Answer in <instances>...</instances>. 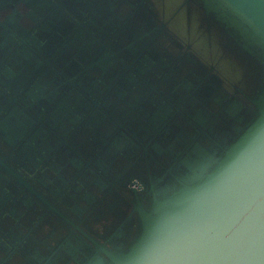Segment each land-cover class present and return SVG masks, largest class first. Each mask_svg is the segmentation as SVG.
<instances>
[{"label": "flooded vegetation", "instance_id": "1", "mask_svg": "<svg viewBox=\"0 0 264 264\" xmlns=\"http://www.w3.org/2000/svg\"><path fill=\"white\" fill-rule=\"evenodd\" d=\"M153 4L152 0H145L144 4L140 0H0V156L26 175L29 186L45 194H41V199L49 204L48 210L59 204L70 215L78 214L98 237L105 239L114 234L117 247L126 242L132 218L128 216L127 201L114 185H122L128 176L138 181L135 187L145 190L150 175L156 190L165 191L172 183L168 169L185 163L188 153L194 151L200 157L204 154L202 149H195L194 143L203 133L189 132L191 141L180 148L169 130L179 129L173 121L177 115H184L182 106L188 102L195 105V90L201 88L190 82L197 80V85L201 83L209 89L196 106L211 99L218 102L213 117L219 116L222 108L242 105L239 98L220 94L219 79L205 78V66L192 53L172 58L165 49L168 42L161 38L155 43V50L143 54V65L148 67L145 74L156 78L155 82L144 81L141 70L128 69L125 64L130 63L125 58L110 56L113 48L128 54L127 48L136 39L145 48L147 35L158 31ZM165 36L172 44L178 43L170 33ZM183 58L187 59L184 67L169 79L168 70L172 71ZM95 63H99L98 68ZM196 66L200 68L197 73ZM20 71L24 72L22 84L8 102L5 89ZM139 80L150 87H141ZM110 87L119 89L121 98L115 94L110 99L106 94ZM141 98L146 101L142 107ZM95 103L105 104L107 111L103 133L94 128L91 131L97 139L104 140L102 148L87 131L88 126L80 133L83 125L89 123ZM240 109L246 113V109ZM188 112L195 114L192 108ZM196 112L200 114L199 110ZM132 119L133 135L124 134L125 145L119 148L114 139ZM194 120L200 129L208 125L202 116ZM73 136H78L79 149L67 147L68 138ZM131 136L143 142L146 151ZM130 145L135 148L127 149ZM213 153L204 154L201 162ZM118 157L121 160L115 178L109 179L98 171L97 168L109 170V164ZM209 164L205 162L202 167ZM91 168L99 175L92 173ZM29 170L33 171L30 175ZM14 178L5 165H0V219L6 215L15 218V223L0 229V264H25L20 256L24 250L31 260L39 256L44 262L48 254L42 252H48L50 236L59 235L60 230L46 213L45 205L39 202L37 206L33 196ZM68 196L71 200L66 205L63 201ZM9 234L13 242L4 239ZM66 242L74 261L69 264H85L93 254L82 240Z\"/></svg>", "mask_w": 264, "mask_h": 264}, {"label": "water", "instance_id": "2", "mask_svg": "<svg viewBox=\"0 0 264 264\" xmlns=\"http://www.w3.org/2000/svg\"><path fill=\"white\" fill-rule=\"evenodd\" d=\"M144 1L140 0V3L144 4ZM152 3L158 31L147 35L145 48L137 39H131L133 44L127 48L128 54L113 48L110 56L114 58L117 54L125 58L130 63L125 64L128 69L141 70L144 81L155 82L156 78L145 74L148 67L143 65V54L149 49L155 50V43L161 38L168 42L169 46L165 49L172 58L192 53L199 64L205 66V78L217 77L220 94L239 98L242 105L238 106L246 109V113L238 106H231L227 110L222 108L220 115L213 117V113L218 111V102L215 104L211 99L196 106L205 99L209 89L201 83L197 85V80L190 82L192 86L201 88L195 90L192 99L195 105L188 102L182 106L184 115H177L173 121L179 128L178 132L174 127H169V130L173 131L174 142L180 148L191 141L189 132L203 133L196 137L198 140L194 139L195 149H202L205 155L214 151L213 156L205 161L210 164L204 168L205 162H201L204 154L200 157L194 151L188 153L185 163L167 170L172 183L162 192L156 190V183L150 175V184L145 190L135 187L138 181H132L128 176L123 178L125 182L122 185H114L127 201L128 216L132 218V227L122 247L114 245V234L105 239L98 237L86 227L78 214L76 217L70 215L59 204L54 208L50 206L52 211L48 210L49 204L41 199V194H45L29 186L26 175L10 165L7 159H2L1 155L0 165L8 168L18 184L37 201V206L39 202L45 205L46 213L55 220L56 228L60 230L59 235L50 236L52 242L48 252H42L48 254L44 262L39 256L31 260L30 254L24 250L20 256L25 264H69L73 258L66 241L70 239L88 244L93 254L85 264H264V0H152ZM147 4L152 5L149 1ZM166 33H170L178 43L169 42ZM98 42H101V36ZM186 60L183 58L176 67L173 66L172 71L168 70L169 79L181 71ZM99 63H95L97 68ZM195 68L197 73L200 68ZM23 78L24 72L20 71L9 80L11 83L5 89L8 102L11 101L10 96L18 93ZM82 78L86 83L87 78ZM139 78L143 79L142 76ZM139 81L141 87H150L143 80ZM191 84L188 86L192 88ZM106 94L111 99L115 94L120 97L122 92L110 87ZM141 101V107L145 106V99ZM104 107L105 104L93 105L89 123L83 125L80 133L86 131L87 126V131L91 132L94 128L103 133L107 113ZM189 108L194 109L195 114L188 112ZM199 116L207 119L205 128L200 129L193 122L196 118L199 120ZM152 118L153 115L150 120ZM132 123L133 119L128 128H123L115 137L117 147H124V134L133 135ZM92 136L102 148V137L97 139V135ZM131 137L146 151L147 146L143 142ZM68 139L70 150L80 148L77 145L78 136ZM131 147L135 148L134 145L126 148ZM100 159L103 161L102 154ZM120 160L118 157L109 164V170L97 169L113 179ZM91 171L99 175L92 168ZM32 172L29 170L27 173L30 175ZM70 200L68 196L63 203L69 205L67 202ZM12 223H15V218L6 215L0 219V229ZM4 239L14 241L10 234ZM77 264L81 262L77 261Z\"/></svg>", "mask_w": 264, "mask_h": 264}]
</instances>
